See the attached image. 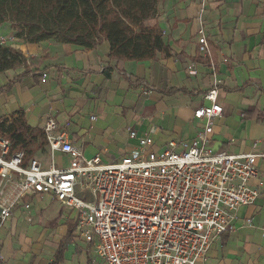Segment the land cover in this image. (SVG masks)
Wrapping results in <instances>:
<instances>
[{
    "label": "crops",
    "instance_id": "0c3cea01",
    "mask_svg": "<svg viewBox=\"0 0 264 264\" xmlns=\"http://www.w3.org/2000/svg\"><path fill=\"white\" fill-rule=\"evenodd\" d=\"M200 10L201 0H157L147 24L161 27L168 50L141 61L112 59L106 38L92 48L29 42L11 22L0 23V45L22 55L0 71V120L23 113L29 126L43 130L52 116L86 157L116 162L137 145L131 127L150 134L158 153L171 139L196 137L205 121L194 111L209 105L204 96L216 87L224 112L215 119L210 147L263 154L258 168L264 180V0H207ZM203 25L210 58L199 51ZM55 162L66 167L69 159L56 152ZM77 216L52 195L26 197L0 225L1 264H50L71 226L67 250L89 264ZM239 216L237 229L215 240L207 264H264V188Z\"/></svg>",
    "mask_w": 264,
    "mask_h": 264
},
{
    "label": "built area",
    "instance_id": "2783aa9c",
    "mask_svg": "<svg viewBox=\"0 0 264 264\" xmlns=\"http://www.w3.org/2000/svg\"><path fill=\"white\" fill-rule=\"evenodd\" d=\"M198 34L199 51L210 58L204 25ZM218 95L216 87L209 89V105L194 111L195 119L205 121L196 137L171 139L158 153L150 134L131 127L137 145L116 162L100 154L86 157L52 116L43 128L48 166L36 156L26 162L25 150L11 154L9 140L0 138L1 224L26 197L49 194L78 212L89 264H207L215 240L237 229L240 209L255 204L264 188L258 168L263 154L210 147L215 119L224 112ZM56 152L67 155L68 166L56 165ZM253 179L259 183L252 185Z\"/></svg>",
    "mask_w": 264,
    "mask_h": 264
},
{
    "label": "trees",
    "instance_id": "16d2710c",
    "mask_svg": "<svg viewBox=\"0 0 264 264\" xmlns=\"http://www.w3.org/2000/svg\"><path fill=\"white\" fill-rule=\"evenodd\" d=\"M156 7L157 0H0V23L11 22L17 36L29 42L53 39L92 48L106 38L112 59L141 61L168 50L161 27L147 24ZM21 58L19 51L0 45V71ZM0 138L9 140L11 154L25 150L26 162L46 150L44 131L29 126L23 113L0 120ZM73 230L71 226L50 264L64 261Z\"/></svg>",
    "mask_w": 264,
    "mask_h": 264
},
{
    "label": "rangeland",
    "instance_id": "374dc122",
    "mask_svg": "<svg viewBox=\"0 0 264 264\" xmlns=\"http://www.w3.org/2000/svg\"><path fill=\"white\" fill-rule=\"evenodd\" d=\"M17 26L20 27L19 25H17ZM55 41H57V40H55ZM57 42H59V41H57ZM46 153H47V149L45 151L37 152L34 156H36V157L38 156L40 159L45 161V165H47L49 163V161H48V157H47ZM65 257L66 258H65V261L63 264H84V262H85L84 255H81L79 258H77L71 249H68L66 251Z\"/></svg>",
    "mask_w": 264,
    "mask_h": 264
}]
</instances>
